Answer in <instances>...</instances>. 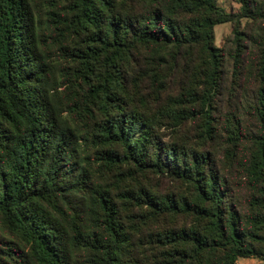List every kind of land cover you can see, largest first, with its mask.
I'll return each instance as SVG.
<instances>
[{
    "label": "trees",
    "instance_id": "obj_1",
    "mask_svg": "<svg viewBox=\"0 0 264 264\" xmlns=\"http://www.w3.org/2000/svg\"><path fill=\"white\" fill-rule=\"evenodd\" d=\"M219 1L0 0V264L264 262V0Z\"/></svg>",
    "mask_w": 264,
    "mask_h": 264
},
{
    "label": "rangeland",
    "instance_id": "obj_2",
    "mask_svg": "<svg viewBox=\"0 0 264 264\" xmlns=\"http://www.w3.org/2000/svg\"><path fill=\"white\" fill-rule=\"evenodd\" d=\"M220 6L227 12V13H234L240 14L242 4L238 2V0H220ZM251 21L247 18H242L240 20L239 28L241 30H245ZM216 33V44L219 47H222L226 42L231 43L233 38V24L232 23H225L220 24L215 29ZM237 264H264L263 261L249 258V259H240Z\"/></svg>",
    "mask_w": 264,
    "mask_h": 264
}]
</instances>
